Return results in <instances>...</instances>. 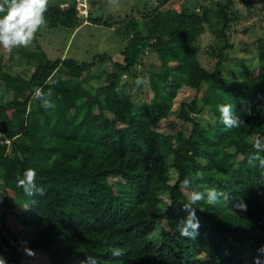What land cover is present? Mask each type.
<instances>
[{
    "label": "trees",
    "instance_id": "trees-1",
    "mask_svg": "<svg viewBox=\"0 0 264 264\" xmlns=\"http://www.w3.org/2000/svg\"><path fill=\"white\" fill-rule=\"evenodd\" d=\"M190 1L158 0L150 14L119 21L117 31L127 40L123 60L111 63L100 86H91V70L111 61L106 54L78 63L36 52L27 54L36 60L30 74L0 69V134L9 140V146L0 144L5 264H23L27 250L43 252L47 264H253L264 245V152L252 148L256 139L264 143V38L257 45L256 75L223 76L226 45L208 71L198 61L195 42L213 21L221 25L213 32L223 36L234 18L233 0H203L191 8ZM241 1L250 9L255 0ZM45 15L51 28L75 29L84 21L115 25L78 16L75 0L48 1ZM144 52L158 54L161 67L151 72L152 97L135 102L120 80L133 73ZM59 69L63 77L51 81ZM184 86L196 90L177 116L191 124L190 133L155 130ZM6 91L11 97L2 103ZM198 99L214 117L206 127L196 116ZM229 103L239 121L231 128L218 110ZM28 168L37 172L31 195L16 182ZM171 169L178 176L175 184ZM185 178L190 194L215 188L229 196L227 206L191 205L200 221L195 239L179 235L188 216L184 205L191 203L182 190ZM8 216L33 228L34 235L13 236L17 245L11 244ZM113 247L121 249L119 255L111 254Z\"/></svg>",
    "mask_w": 264,
    "mask_h": 264
},
{
    "label": "rangeland",
    "instance_id": "rangeland-1",
    "mask_svg": "<svg viewBox=\"0 0 264 264\" xmlns=\"http://www.w3.org/2000/svg\"><path fill=\"white\" fill-rule=\"evenodd\" d=\"M52 4L70 2L72 0H48ZM225 0H213V2H224ZM78 16L102 19L105 22H115L112 28L93 25L89 21L83 22L76 29L72 28H51L48 22L44 23L34 35L33 41L27 47L13 49L11 53L0 47V69L13 75L30 74L34 69L36 60L29 59L27 54L44 53L50 60H62L72 58L78 63L92 62L97 54H106L111 59L105 60L98 69L91 70V86H100L105 83L106 73L112 70V62H122V52L127 40L125 36L118 33L119 21H127L132 18H139L144 14H150L159 4L158 0H75ZM203 0H191L188 6L198 7L203 4ZM197 9V8H196ZM233 19L229 26L223 31V36L218 38L213 32L215 28H221L216 21L212 24H205V32L199 36L195 42L198 46L197 58L199 63L208 71L215 69L218 55L222 46L224 50V68L222 75L233 80H240L244 76H254L258 73L261 62L257 59V45L261 38H264V1L255 0L248 9L241 0H233L231 7ZM118 23V24H116ZM129 37V36H128ZM127 37V39H128ZM161 60L158 54L144 52L140 57V62L132 70L131 74H122L120 82L125 86L128 93L135 102L148 101L153 93L151 91V72L159 71ZM99 70V71H97ZM95 76V77H94ZM63 77V70L59 69L51 81ZM142 79L141 84L136 83V79ZM11 93L6 91L1 102L10 98ZM196 96V90L187 86L182 87L173 100L172 109L168 116L160 120L153 127L155 130L165 134H176L183 131L188 135L191 124L180 121L177 116L180 106L184 102H191ZM200 108L196 115L202 125L206 127L208 121H213L214 117L204 106L202 99H198ZM2 139L0 144H7L9 140L0 134ZM171 184H175L177 173L174 169L169 171ZM1 186V184H0ZM182 190L190 200V193L182 186ZM1 191V187H0ZM165 197V196H163ZM166 198V197H165ZM167 201V200H166ZM236 212L241 213L240 209ZM166 226V223H164ZM9 233L8 241L13 244V236L21 240H26L34 235L35 230L19 223L13 216H8L6 222ZM157 229L154 241L158 243ZM10 234V236H9ZM9 251L0 247V258L4 261L8 258ZM23 264H47V256L39 251H25L22 257Z\"/></svg>",
    "mask_w": 264,
    "mask_h": 264
},
{
    "label": "clouds",
    "instance_id": "clouds-1",
    "mask_svg": "<svg viewBox=\"0 0 264 264\" xmlns=\"http://www.w3.org/2000/svg\"><path fill=\"white\" fill-rule=\"evenodd\" d=\"M48 0H0V47L9 53L13 49L27 47L34 38L35 33L45 23ZM136 83H142V79L137 78ZM36 95L42 93L36 90ZM220 120L226 127H236L238 119L233 116V105L223 104L219 106ZM252 148L256 151L264 152V143L260 139L252 142ZM37 172L34 168L23 171L22 176L17 177V187L21 188L28 195L32 194L31 189L35 186ZM190 184L189 178L183 180V185L187 188ZM190 204L184 205L188 216L181 222L179 235L188 239H195L199 234L200 221L197 217V208L191 207L200 201H205L208 205L223 204L227 206L229 196L224 191L210 188L206 192L193 191L190 194ZM243 206L242 204L240 205ZM166 210V209H164ZM31 254V250H27ZM121 249L113 247L110 249L112 255H119ZM258 255L253 257V264H264V245L257 249ZM0 264H5L0 258Z\"/></svg>",
    "mask_w": 264,
    "mask_h": 264
},
{
    "label": "crops",
    "instance_id": "crops-1",
    "mask_svg": "<svg viewBox=\"0 0 264 264\" xmlns=\"http://www.w3.org/2000/svg\"><path fill=\"white\" fill-rule=\"evenodd\" d=\"M84 18H86V17H84ZM85 22V21H84ZM76 29V28H75Z\"/></svg>",
    "mask_w": 264,
    "mask_h": 264
}]
</instances>
